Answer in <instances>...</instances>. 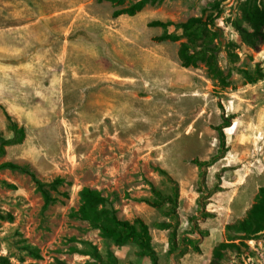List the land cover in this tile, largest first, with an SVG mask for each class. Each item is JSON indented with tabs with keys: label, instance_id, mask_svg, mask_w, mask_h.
I'll list each match as a JSON object with an SVG mask.
<instances>
[{
	"label": "rangeland",
	"instance_id": "rangeland-1",
	"mask_svg": "<svg viewBox=\"0 0 264 264\" xmlns=\"http://www.w3.org/2000/svg\"><path fill=\"white\" fill-rule=\"evenodd\" d=\"M134 1L0 0V26L32 32L30 55L12 54L10 34L0 50V130L13 136L8 113L26 134L0 158L23 167L0 169V264H212L211 245L238 234L226 226L264 186V78L245 75L264 70V43L244 38L248 0H163L115 16ZM217 3L206 34L158 39L182 30L156 21L216 16ZM184 44L216 47L221 74L201 60L186 66ZM152 186L169 196L159 206L142 200L156 198ZM84 187L100 190L120 218L143 219L154 255L82 220ZM245 244L215 264H264V232Z\"/></svg>",
	"mask_w": 264,
	"mask_h": 264
},
{
	"label": "trees",
	"instance_id": "trees-1",
	"mask_svg": "<svg viewBox=\"0 0 264 264\" xmlns=\"http://www.w3.org/2000/svg\"><path fill=\"white\" fill-rule=\"evenodd\" d=\"M111 1L117 4H122L123 0H97ZM163 0H135L129 6L120 8L115 11V16L121 14L135 15L148 4L161 2ZM218 9L216 16H198L192 17L188 21L180 24H176L173 21H156V25L162 26L165 30L174 26L182 30L181 35H173L172 33H164L158 37L159 40H176L180 36H186L189 39H196L203 34L209 32L212 27L216 26V19L221 14V4L217 3L215 6ZM244 17L251 24L252 30L247 31L244 29L243 35L245 40L257 46L260 43H264V4L258 5L252 3L248 0L245 2L244 7ZM218 50L213 46H204L201 48L193 49L187 44H184L181 50V57L183 63L186 66L195 65L198 61H205L209 67L211 74L217 76L221 74V70L218 66ZM247 80L251 83H255L264 78V70L262 68H257L253 74L245 72ZM227 79L223 77V82L227 84ZM7 118L10 122V129L13 133L11 138L4 136L0 130V158L5 153V148L8 144L21 142L25 138V129L20 126L18 121L10 114L7 113ZM230 126L225 118L224 126L221 128V133H223V128ZM196 162L202 163L199 160ZM11 168V169H23V167L14 162H3L0 164V169ZM152 192L156 196L155 199L143 198L150 205L159 206L165 197L160 190L152 186ZM44 195L47 203L50 202L51 196L47 190H44ZM82 202L80 208L78 209V216L85 221H88L94 228H98L102 231V234L110 238L117 245H124L129 240H135L140 249V254L142 255H154V250L152 248V236L149 232L148 224L141 218H136L134 222L122 219L117 214V209L111 200L104 196L102 192L98 189L91 187H84L81 191ZM171 199V198H169ZM173 205V200H171ZM176 213V212H175ZM159 226L166 227L171 226L170 223H161ZM228 231H234L238 234L229 241H222L218 243L212 253V264L219 262L224 256L225 250L228 248H239L241 245H246L245 241L258 237L264 232V186H261L259 192L256 196V201L252 207L248 210L246 216L233 224H228ZM239 239L240 242L236 243L235 240ZM196 249L200 251L199 246ZM33 255L38 258L41 257L40 250L38 248H33ZM95 258L102 259V255L99 252L93 254ZM113 264V261H108ZM23 264H36V263H23Z\"/></svg>",
	"mask_w": 264,
	"mask_h": 264
},
{
	"label": "crops",
	"instance_id": "crops-1",
	"mask_svg": "<svg viewBox=\"0 0 264 264\" xmlns=\"http://www.w3.org/2000/svg\"><path fill=\"white\" fill-rule=\"evenodd\" d=\"M29 29H30V25L29 24H26V25L25 24H23V25L20 24V25H17V26H15V24L14 25L11 24V25L0 26V41L2 40L1 44L3 46V47L0 48V50H2L3 52L7 53L6 52L7 49L4 46L7 44L6 43V40H7L6 37H8L9 34H10V35H13L15 40L17 39L15 42L13 41L14 43H16L17 48H16V50L12 51V54L20 55L22 53H27V55H30L31 53L29 52V48L28 47L30 45V40L32 39L31 38V33L32 32L29 31ZM16 30H18V31L25 30V32L24 33H21V32L17 33ZM21 39H23L24 41H27V44H26L27 46H23L21 48V43H22ZM13 46H14V44H13ZM217 241H219V240L216 239L214 241V243L211 245V248L209 249L210 254L213 253V249L216 246Z\"/></svg>",
	"mask_w": 264,
	"mask_h": 264
},
{
	"label": "built area",
	"instance_id": "built-area-1",
	"mask_svg": "<svg viewBox=\"0 0 264 264\" xmlns=\"http://www.w3.org/2000/svg\"><path fill=\"white\" fill-rule=\"evenodd\" d=\"M251 242L253 243V242H256V241H255V240H253V241H251Z\"/></svg>",
	"mask_w": 264,
	"mask_h": 264
}]
</instances>
